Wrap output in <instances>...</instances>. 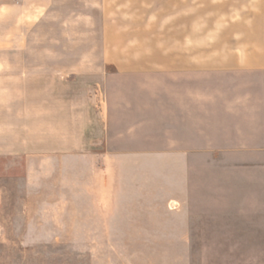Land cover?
Instances as JSON below:
<instances>
[{
    "label": "crops",
    "instance_id": "0c3cea01",
    "mask_svg": "<svg viewBox=\"0 0 264 264\" xmlns=\"http://www.w3.org/2000/svg\"><path fill=\"white\" fill-rule=\"evenodd\" d=\"M123 7L129 15L120 20L125 23L112 21L109 11L117 6L109 1L93 8L101 41L77 52L90 56L82 60L92 64L86 72L97 74L98 64L104 69L123 63L128 73L153 64L156 74H126L144 82L124 88L121 100L106 90L104 103L97 95L86 102L76 75L36 82L35 74H0V158L28 159L35 142L43 141L52 144L48 153L60 157L91 152L87 156L105 159L104 180L91 189L97 198L106 195L96 204L107 208L106 223L116 191L132 199H146L150 192L169 204L175 237L191 231L200 216L195 206L219 223L235 221L231 213L242 215L228 207H246L250 214L239 221L249 224L250 232L259 227L264 232V4L131 0ZM18 8L19 0H0V30L10 32V46L18 31ZM119 105L123 126L116 131L110 124ZM40 133L42 140L36 139ZM99 142L104 152L95 154ZM115 159L154 160L151 171L160 182L147 186L146 168L138 165L130 166L137 178L114 184ZM195 160L203 163L196 167ZM196 174L202 191L195 188Z\"/></svg>",
    "mask_w": 264,
    "mask_h": 264
},
{
    "label": "rangeland",
    "instance_id": "374dc122",
    "mask_svg": "<svg viewBox=\"0 0 264 264\" xmlns=\"http://www.w3.org/2000/svg\"><path fill=\"white\" fill-rule=\"evenodd\" d=\"M107 1L117 6L109 11L112 21L125 23L120 20L129 15H124L123 6L131 0H19L18 31H13L12 46L10 32L0 30V74H35L36 82L60 74L76 75L86 102L97 95L104 103L106 90L121 100L124 88L144 82L126 74L156 73L153 64L149 71L141 65L137 72L128 73L121 68L123 63L104 69L98 64L97 74L86 72L92 64L82 60L90 56L77 52L100 43L99 16L93 8ZM153 11L148 10L147 18ZM89 14L95 15L90 23L86 21ZM91 87L95 94L87 93ZM121 109V105L115 108L110 124L116 131L123 126ZM36 139L42 140V134ZM51 145L36 141L35 153L28 159L0 158V264H264L263 229L250 232L246 230L249 224L239 221L250 214L246 207H228L242 215L231 213L229 219L235 221L219 223L211 215L201 216L204 209L195 206L192 210L200 216L191 223V231H179L175 237L168 219L171 208L164 200L154 199L150 192L146 199H132L116 191L106 223L107 208L96 205L106 195L100 193L97 198L91 189L104 180L106 160L87 156L91 152L77 159L60 157L47 152ZM104 146L95 143L93 153L101 154ZM195 161L196 167L203 163ZM111 162L114 184L137 178L130 175V166L138 165L146 168L147 186L155 179L160 182L151 171L154 160ZM199 179L201 175L196 174L195 188L202 191ZM195 203L202 204V200Z\"/></svg>",
    "mask_w": 264,
    "mask_h": 264
}]
</instances>
